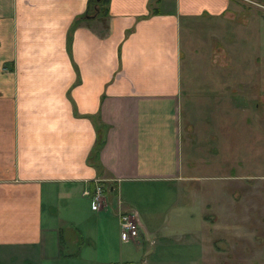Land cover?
Masks as SVG:
<instances>
[{"label": "crops", "instance_id": "1", "mask_svg": "<svg viewBox=\"0 0 264 264\" xmlns=\"http://www.w3.org/2000/svg\"><path fill=\"white\" fill-rule=\"evenodd\" d=\"M89 5L0 0V264L62 255L119 263L82 256L76 199L84 188L96 180L109 186L110 206L84 207L96 212L98 232L109 241L119 210L131 207L119 195L124 184L178 188L210 176L199 170L182 129L190 79L207 78L184 72L194 62L186 32L238 4L108 0L106 13L92 16ZM63 215L82 232L76 253L62 254ZM103 247L116 253L108 242Z\"/></svg>", "mask_w": 264, "mask_h": 264}, {"label": "rangeland", "instance_id": "2", "mask_svg": "<svg viewBox=\"0 0 264 264\" xmlns=\"http://www.w3.org/2000/svg\"><path fill=\"white\" fill-rule=\"evenodd\" d=\"M235 3L240 6L229 15L199 21L186 32L194 62L184 72L207 78L190 79L182 129L199 170L209 169L210 176L178 188L162 181L124 184L120 197L148 222L154 243L142 227L137 241L121 240L120 227L113 225L105 241L96 212L84 208L90 207L89 198L79 196L84 258L119 264H264V0ZM59 223L62 254L76 253L82 232L66 215ZM104 242L116 253L105 250ZM81 261L62 255L20 264H86Z\"/></svg>", "mask_w": 264, "mask_h": 264}, {"label": "built area", "instance_id": "3", "mask_svg": "<svg viewBox=\"0 0 264 264\" xmlns=\"http://www.w3.org/2000/svg\"><path fill=\"white\" fill-rule=\"evenodd\" d=\"M108 186L96 180L93 187H86L82 190V195L89 197L90 206L93 210L103 209L110 206L108 200ZM136 208L125 207L118 212L121 237L125 240L137 241L140 236L141 222L138 218Z\"/></svg>", "mask_w": 264, "mask_h": 264}, {"label": "trees", "instance_id": "4", "mask_svg": "<svg viewBox=\"0 0 264 264\" xmlns=\"http://www.w3.org/2000/svg\"><path fill=\"white\" fill-rule=\"evenodd\" d=\"M107 1L108 0H90V5H89L90 12L88 13V15L92 16L93 14L96 15L105 14L107 11V5H106ZM112 264H119V263H112Z\"/></svg>", "mask_w": 264, "mask_h": 264}]
</instances>
